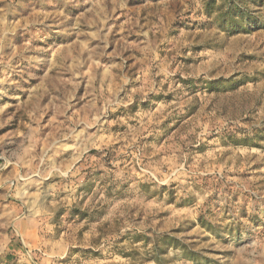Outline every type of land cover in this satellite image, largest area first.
I'll list each match as a JSON object with an SVG mask.
<instances>
[{
	"label": "rangeland",
	"instance_id": "obj_1",
	"mask_svg": "<svg viewBox=\"0 0 264 264\" xmlns=\"http://www.w3.org/2000/svg\"><path fill=\"white\" fill-rule=\"evenodd\" d=\"M0 264H264V0H0Z\"/></svg>",
	"mask_w": 264,
	"mask_h": 264
},
{
	"label": "trees",
	"instance_id": "obj_2",
	"mask_svg": "<svg viewBox=\"0 0 264 264\" xmlns=\"http://www.w3.org/2000/svg\"><path fill=\"white\" fill-rule=\"evenodd\" d=\"M236 24H239V23H235V25H234V26H237Z\"/></svg>",
	"mask_w": 264,
	"mask_h": 264
}]
</instances>
